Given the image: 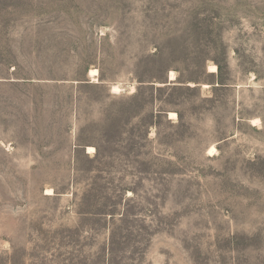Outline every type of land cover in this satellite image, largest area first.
I'll use <instances>...</instances> for the list:
<instances>
[{"label":"rangeland","instance_id":"1","mask_svg":"<svg viewBox=\"0 0 264 264\" xmlns=\"http://www.w3.org/2000/svg\"><path fill=\"white\" fill-rule=\"evenodd\" d=\"M0 264H264V0H0Z\"/></svg>","mask_w":264,"mask_h":264},{"label":"bare ground","instance_id":"2","mask_svg":"<svg viewBox=\"0 0 264 264\" xmlns=\"http://www.w3.org/2000/svg\"><path fill=\"white\" fill-rule=\"evenodd\" d=\"M209 72L212 73V74L216 73V72H217V66H215V65L210 66V68H209ZM97 75H98V71H97L96 69L91 71V76H92L93 78L97 77ZM175 79H176V74H175V72H171V74H170V80H171V81H174ZM204 87H205V88H208L209 86H208V85H205ZM114 91H115V92H119L120 89H119L118 87H114ZM170 116H171V117H174V116H176V114H175V113H171ZM258 122H259V120H257V119H255V120L253 121L254 124H256V123H258ZM256 125H257V124H256ZM215 151H216L215 147H212V148L210 149V151H209V153H210L209 155H213V153H214Z\"/></svg>","mask_w":264,"mask_h":264}]
</instances>
